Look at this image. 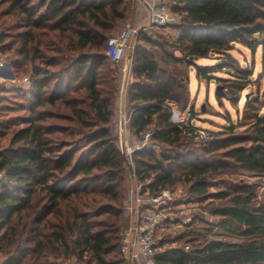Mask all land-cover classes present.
<instances>
[{"label":"trees","instance_id":"obj_1","mask_svg":"<svg viewBox=\"0 0 264 264\" xmlns=\"http://www.w3.org/2000/svg\"><path fill=\"white\" fill-rule=\"evenodd\" d=\"M171 3L180 16L173 51L140 33L129 52L127 128L137 137L153 125L152 139L169 150L134 152V177L148 181L153 194L182 183L200 198L225 174L264 175V97L246 99L237 122L245 130L229 126L210 139L173 125L162 104L193 106L183 67L208 81L230 68L229 78H213L222 87L217 98L236 101L252 71L229 52L235 44L261 46L264 64V0ZM132 4L0 0V18H13L0 25V56L14 73L25 69L27 79L0 85V133L21 123L0 148V264H62L72 256L85 264H127L119 231L128 164L111 131L118 90L106 42L130 18ZM212 55L217 64H197ZM211 198L217 227L242 241H203L186 251L163 240L154 264H264V199L243 182Z\"/></svg>","mask_w":264,"mask_h":264},{"label":"rangeland","instance_id":"obj_2","mask_svg":"<svg viewBox=\"0 0 264 264\" xmlns=\"http://www.w3.org/2000/svg\"><path fill=\"white\" fill-rule=\"evenodd\" d=\"M173 15L174 20L169 25L165 27H152L147 32L142 33L143 36L151 38L156 42L162 44L164 43V49L169 53L173 51L170 47V44L177 37L176 26L180 22V16L177 14ZM12 20L13 18L11 16L1 17L0 25H7L11 23ZM124 22L129 21L125 20ZM117 30L114 31L110 36L114 35ZM143 47L146 50L157 54V51L155 49H151L148 45H143ZM128 52L130 51L127 50L125 55ZM229 55L238 63L239 66L248 69L250 68L252 71L250 84L241 92L239 97L234 102H230L225 98H221L219 100L217 98L218 96H215L214 94L215 88L217 86H221V84L217 83L214 78H229L230 68L212 74V79L209 81L204 79L198 80L193 67L180 68V70L186 73L189 80L190 104L193 105L194 110V114H191L193 124L196 128L204 129L209 139L211 138L212 132H226L229 126L237 128L235 130L236 132H242L245 130V127H240L239 123L237 122L241 118L246 99L252 94H257V92L260 96L264 97V64L262 61V47L257 46L256 48L252 49L242 44H235L234 48L229 52ZM156 57L158 56L156 55ZM0 60L3 61L5 65H7V60H5V58L0 56ZM218 60H220L218 57L212 55L210 58L198 60L197 64L215 65L219 62ZM113 68L116 72V85L117 81L119 80V76L114 64ZM8 70L9 69L7 67H0L1 86H19L26 84L23 83V79L26 77L25 69L15 73L16 79H14L12 82H8L9 80L5 75L7 74L6 72ZM124 110V117H127L126 107ZM122 119L119 118L116 126H112L114 121H112L111 124V131L116 138V146L121 153H123L122 150L124 147L123 138L127 137L131 140V138L135 139L139 137L131 134L127 128V125L124 128L122 127ZM19 126H21V123H16L10 129L4 130L0 133V148L5 147L8 144L10 133L13 129L18 128ZM148 129L153 131L154 126L152 125ZM153 152H155L158 156H161V154H168L169 150L166 147L158 144L157 148ZM129 164L132 167L133 174L130 175L128 167H126V180L124 184L121 207L123 218L120 231L124 228V220L129 217L128 214L126 215L124 212V206L126 203L125 200L130 198L131 192L136 191L141 193V195L144 197L153 195V193H150L146 187V184L149 183L148 181L145 184L136 181L134 177L133 161L132 163L129 162ZM238 182H243L254 187L258 199H264V175H257L244 171H237L233 174H225L219 179L213 180V182L208 187V194L204 197L198 198L189 196L186 192V186L182 183L177 184L172 190H169V200H165L160 205L150 208V210L154 212L163 213L162 224L157 227L155 232V239L157 241L156 252L159 253L162 250L160 243L163 240L167 242L166 246L168 247H184L187 245L189 249L203 241H224L232 243L241 242L242 239L236 234L229 233L225 231V229L217 227L220 219L210 213V210L216 207V203H214L215 201L211 197L221 191L229 190L231 186ZM120 231V254L125 259H127L126 256L121 252ZM62 264H85V262L82 260L79 261L75 256H72L68 262H64Z\"/></svg>","mask_w":264,"mask_h":264},{"label":"built area","instance_id":"obj_3","mask_svg":"<svg viewBox=\"0 0 264 264\" xmlns=\"http://www.w3.org/2000/svg\"><path fill=\"white\" fill-rule=\"evenodd\" d=\"M174 20V15L169 7L165 5H153L148 9L146 25L135 27L130 22H124L117 32L110 36L106 42V55L109 61L117 65L122 62L125 52L131 51L134 42L140 33L147 32L152 27H165ZM5 63L0 60V67H5ZM1 78V77H0ZM27 83V79H23ZM162 106L169 112V121L179 127L193 130L195 135L202 139H208L204 129L196 128L189 110H181L177 103L165 99ZM128 118L123 117L122 127H126ZM153 131L147 129L132 143L124 144L123 154L127 164L132 163V154L140 150H155L158 144L152 139ZM130 165V164H129ZM170 199V192L167 189L161 190L149 197H144L136 191L131 192L130 198L125 200L124 212L129 216V224L120 231L121 252L127 256L130 248L136 250L134 257L138 258L141 264H154L157 241L155 232L162 224V212H154L151 207L158 206L165 200ZM188 250V246L183 247Z\"/></svg>","mask_w":264,"mask_h":264},{"label":"crops","instance_id":"obj_4","mask_svg":"<svg viewBox=\"0 0 264 264\" xmlns=\"http://www.w3.org/2000/svg\"><path fill=\"white\" fill-rule=\"evenodd\" d=\"M132 13L129 19H127L133 26L135 27H142L144 25H146L147 23V17H148V9L150 6L153 5H165L167 7H169L170 11H171V7H172V3L171 0H132ZM172 13V12H171ZM136 40V39H135ZM135 44V42H134ZM129 53V52H128ZM127 53V54H128ZM125 55L122 62L115 65L117 72H118V76H119V80L117 81L116 85L118 88V95H117V101L115 104V117H114V122L112 126H116L119 118H123L124 117V108L126 107V90H127V86L130 83V81L132 80V76H131V72H130V56ZM7 65L5 67H9L11 72H12V76L13 78H7L9 81L8 82H12L15 78V73L14 70L12 69V67L9 65L8 62H6ZM127 68V70H126ZM5 73V72H4ZM7 74H5L6 76L8 75V71L6 72ZM25 84V83H24ZM190 92V90H189ZM135 139L134 138H123V144H128V143H132ZM129 217L126 218L124 220V226L126 227L129 224ZM136 254V250L134 248H130L129 252L127 253L126 256V261L127 264H141L140 260L136 257H134Z\"/></svg>","mask_w":264,"mask_h":264},{"label":"water","instance_id":"obj_5","mask_svg":"<svg viewBox=\"0 0 264 264\" xmlns=\"http://www.w3.org/2000/svg\"><path fill=\"white\" fill-rule=\"evenodd\" d=\"M8 69H9L8 70V75L6 77L12 79L13 78L12 72H11L9 67H8ZM214 94H215V96H222L223 95L222 87L221 86H217L215 88ZM192 110H193V106H190L189 111L191 112ZM201 110H202V108H201ZM127 167H128L130 175H132L133 174V170H132L131 165L128 164Z\"/></svg>","mask_w":264,"mask_h":264}]
</instances>
